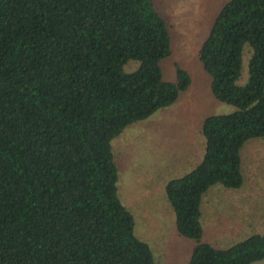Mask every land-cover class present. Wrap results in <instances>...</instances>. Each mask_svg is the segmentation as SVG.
<instances>
[{
	"label": "trees",
	"instance_id": "1",
	"mask_svg": "<svg viewBox=\"0 0 264 264\" xmlns=\"http://www.w3.org/2000/svg\"><path fill=\"white\" fill-rule=\"evenodd\" d=\"M170 53L152 0H0V264H156L117 197L110 140L187 89L177 64L173 82L162 76ZM196 56L234 109L203 119L199 162L163 192L193 240L186 264H250L264 259V233L215 248L199 205L214 184L241 186L239 150L264 137V0H226Z\"/></svg>",
	"mask_w": 264,
	"mask_h": 264
},
{
	"label": "rangeland",
	"instance_id": "2",
	"mask_svg": "<svg viewBox=\"0 0 264 264\" xmlns=\"http://www.w3.org/2000/svg\"><path fill=\"white\" fill-rule=\"evenodd\" d=\"M152 1L171 35V53L160 62L162 76L173 82L174 64H177L189 74L190 83L169 106L125 126L110 140V150L117 168V197L133 217L134 235L147 244L156 264H186L193 240L176 232L163 185L199 162L204 141L199 128L203 119L234 109L213 97L209 76L202 70L196 56L210 22L226 0ZM250 53V47L244 44L237 84L247 80ZM136 64V61L128 60L123 71L133 69ZM239 168L244 179L240 189L261 192L253 199L252 207L264 213V137L244 142L239 150ZM216 189L234 191L219 184L210 186L201 197L200 210L207 207L215 215L219 214L215 212L218 208L222 211L220 214L234 212L225 211L222 202L235 199L212 197L210 193ZM200 221L201 240L215 248H226L253 233H264L262 223L252 222L238 234L227 232L226 226L221 225L223 227L206 236L201 217ZM250 264H264V259Z\"/></svg>",
	"mask_w": 264,
	"mask_h": 264
},
{
	"label": "crops",
	"instance_id": "3",
	"mask_svg": "<svg viewBox=\"0 0 264 264\" xmlns=\"http://www.w3.org/2000/svg\"><path fill=\"white\" fill-rule=\"evenodd\" d=\"M240 187L234 188L232 189L234 191H230V192L220 189L211 191L210 194L212 195V197H217L223 200L226 198L235 199L232 201L222 202L225 211L231 210L234 212L229 213V215H224L225 213L220 214L222 211L219 210L218 208V210H216L215 212L219 214L215 215L214 213L211 212L212 210H210L209 208L201 207L202 210H200V217L203 219L202 223L204 224L206 236L209 233L215 232L217 228L223 227L221 225L226 226L225 230L227 232L229 230L230 233H234V234H238L241 231V229L245 227V225L252 222L258 224L262 223L264 225V213H260L255 209V207H252L253 199L258 197V195H260L261 192L257 191L256 189H246V188L240 189ZM201 229H202V224H201ZM257 234H263V233H257ZM202 237H203V229H202L201 239Z\"/></svg>",
	"mask_w": 264,
	"mask_h": 264
}]
</instances>
